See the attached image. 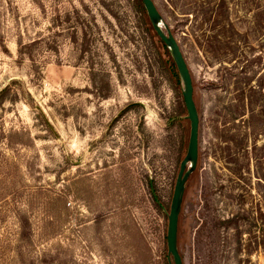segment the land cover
Here are the masks:
<instances>
[{
    "label": "rangeland",
    "instance_id": "374dc122",
    "mask_svg": "<svg viewBox=\"0 0 264 264\" xmlns=\"http://www.w3.org/2000/svg\"><path fill=\"white\" fill-rule=\"evenodd\" d=\"M152 1L199 117L182 263L264 264V0ZM156 44L132 0H0V264L168 263L189 122Z\"/></svg>",
    "mask_w": 264,
    "mask_h": 264
},
{
    "label": "water",
    "instance_id": "95a60500",
    "mask_svg": "<svg viewBox=\"0 0 264 264\" xmlns=\"http://www.w3.org/2000/svg\"><path fill=\"white\" fill-rule=\"evenodd\" d=\"M141 2L143 4L152 29L155 31L163 45L167 48L176 67V71L182 82L181 97L186 111V120L189 122V137L186 153L184 158L180 162L173 187L169 211L168 213H166L167 262L168 264H183L177 247L178 223L181 213L183 196L186 189V183L197 167L199 117L193 100V86L190 72L175 38L169 32L168 28L165 25H163L165 33L162 31V28L160 27L162 19L153 1L141 0Z\"/></svg>",
    "mask_w": 264,
    "mask_h": 264
},
{
    "label": "trees",
    "instance_id": "16d2710c",
    "mask_svg": "<svg viewBox=\"0 0 264 264\" xmlns=\"http://www.w3.org/2000/svg\"><path fill=\"white\" fill-rule=\"evenodd\" d=\"M132 1H133V6L136 9V12H138L142 17L143 24L145 25L147 32L152 37V39L156 40V42H157L155 47H156V53L158 56V60L160 62L161 69L166 74L167 78L169 79V83L171 84L172 89L175 91H178V89L182 88V82L178 76V73L176 71V67L173 63V60H172L167 48L163 45V43L160 41V39L158 38L155 31L152 29L141 0H132ZM178 98L180 100L182 99L180 94H178ZM177 110H178L179 116L182 117L183 115H186L185 108L183 106L182 101L179 102ZM185 145H186V142H183L182 147ZM182 147L180 148L181 153H182ZM185 151H186V148H185ZM184 153L185 152L183 150V154ZM181 158H182V156H181ZM161 211H162V209H161ZM167 211H168V209H167ZM166 264H168V263H166Z\"/></svg>",
    "mask_w": 264,
    "mask_h": 264
}]
</instances>
